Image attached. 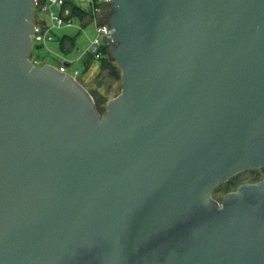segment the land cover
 I'll use <instances>...</instances> for the list:
<instances>
[{
    "label": "water",
    "instance_id": "1",
    "mask_svg": "<svg viewBox=\"0 0 264 264\" xmlns=\"http://www.w3.org/2000/svg\"><path fill=\"white\" fill-rule=\"evenodd\" d=\"M102 116L0 0V264H264V0H111Z\"/></svg>",
    "mask_w": 264,
    "mask_h": 264
},
{
    "label": "built area",
    "instance_id": "2",
    "mask_svg": "<svg viewBox=\"0 0 264 264\" xmlns=\"http://www.w3.org/2000/svg\"><path fill=\"white\" fill-rule=\"evenodd\" d=\"M69 1L75 7L82 9L88 14V17L84 21L74 16L72 11L66 8ZM110 4L111 0H36L35 32L32 37L34 49L35 45L44 48L49 43L57 42L58 38L55 35V31L57 29L74 27L73 19L78 18L82 24L79 28L80 31L83 30L82 27L94 24L97 35L94 40H90L86 49H80L78 60L84 62L91 59L93 63H100L108 55L110 56L111 52V48L106 44V40H110L112 34L109 30V22L113 14ZM107 13H110V15L107 16ZM42 14L49 15L50 25L41 17ZM107 49L109 50L108 53ZM31 56L35 66L42 67L48 65L43 64L33 53ZM71 64V61L63 59L62 65L57 69L82 83L79 78V71H75L73 75L68 72Z\"/></svg>",
    "mask_w": 264,
    "mask_h": 264
},
{
    "label": "rangeland",
    "instance_id": "3",
    "mask_svg": "<svg viewBox=\"0 0 264 264\" xmlns=\"http://www.w3.org/2000/svg\"><path fill=\"white\" fill-rule=\"evenodd\" d=\"M57 13V11H56ZM41 17L45 19L46 23L50 25V19L48 14H42ZM74 27L57 29L55 35L57 38H61L65 35L76 38V47L70 53H65L60 49L58 42L49 43L46 47L38 49L35 45L33 54L38 57V59L43 64H48L53 67L59 68L62 65L63 59H67L72 62L69 67L68 72L74 74L75 71H79V78L85 88L91 93L95 98L96 106L98 112L104 116L107 111L108 102L116 98L122 90V72H120V79L111 75L109 71L102 70L100 68V63L95 62L91 65L90 69L86 70L83 62L79 61L80 49H86L90 43V40L96 38V28L94 24H89L82 27L83 30H79L82 25L78 18L73 19ZM115 65V63H114ZM264 178V170H262ZM240 185L243 184H254L252 181L255 176L250 174L249 171L240 174ZM261 181V180H260ZM235 191V190H234ZM233 192V191H231ZM228 193H217V198H222Z\"/></svg>",
    "mask_w": 264,
    "mask_h": 264
},
{
    "label": "trees",
    "instance_id": "4",
    "mask_svg": "<svg viewBox=\"0 0 264 264\" xmlns=\"http://www.w3.org/2000/svg\"><path fill=\"white\" fill-rule=\"evenodd\" d=\"M66 8L71 10L72 14L76 17H79L82 21H84L88 17V14L85 11H83L80 8L75 7L72 4V2H70V1L67 3ZM57 42L59 43L60 49L63 50L65 53H70L76 47V38L75 37L65 35L61 38H58ZM38 49H42V48L38 47ZM108 51L109 50L107 49V53H108ZM114 63L115 62L108 55V57L106 59H104L103 61L100 62V68L102 70L109 71V73L111 75L120 79V72H119L120 69L117 67L116 64L114 65ZM83 64H84L86 70H88V69H90L93 62L91 59H88V60L84 61ZM262 172H263L262 169L255 170V171H249L250 174L255 176V179L252 181L253 183H257V182H260V180H262L261 179L263 177V176H261ZM240 178H241V175H238V176L234 177L233 179H231L227 184H225L224 186H221L219 188L218 193H230L231 191L236 190L240 185Z\"/></svg>",
    "mask_w": 264,
    "mask_h": 264
},
{
    "label": "flooded vegetation",
    "instance_id": "5",
    "mask_svg": "<svg viewBox=\"0 0 264 264\" xmlns=\"http://www.w3.org/2000/svg\"><path fill=\"white\" fill-rule=\"evenodd\" d=\"M106 15H107V16H109V15H110V13H107Z\"/></svg>",
    "mask_w": 264,
    "mask_h": 264
}]
</instances>
